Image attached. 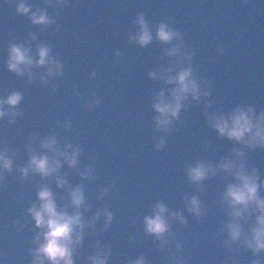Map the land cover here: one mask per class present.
<instances>
[{
    "label": "water",
    "instance_id": "1",
    "mask_svg": "<svg viewBox=\"0 0 264 264\" xmlns=\"http://www.w3.org/2000/svg\"><path fill=\"white\" fill-rule=\"evenodd\" d=\"M20 2L0 0V100L22 94L17 105H0V155L12 161L9 169L0 159V264H39L47 229L29 209L40 207L43 187L57 211L81 213L73 264H135L141 257L143 264H264V250L245 244L260 213L253 204L234 216L244 205L233 206L226 193L239 181L235 169L220 167L243 162L264 198V146L221 135L210 120L237 108L264 111V0H23L27 14L17 12ZM32 13H46L49 22L34 23ZM141 15L152 35L143 46ZM161 23L179 35L160 41ZM12 45L37 62L47 46L57 63L21 64L16 72L9 68ZM173 45L181 51L169 55ZM57 64L62 68L49 72ZM189 66L200 96L181 101L165 130L154 105L178 85L162 78L164 70L177 75ZM53 138L52 148L43 146ZM62 152L78 153L75 165ZM33 155L60 166L44 176L29 167ZM201 163L211 168L193 180L189 169ZM78 187L84 200L77 208L71 193ZM193 197L199 215L190 211ZM161 204L168 223L162 237L147 231L145 219ZM234 220L243 230L235 241L227 229Z\"/></svg>",
    "mask_w": 264,
    "mask_h": 264
},
{
    "label": "clouds",
    "instance_id": "2",
    "mask_svg": "<svg viewBox=\"0 0 264 264\" xmlns=\"http://www.w3.org/2000/svg\"><path fill=\"white\" fill-rule=\"evenodd\" d=\"M30 11V6L21 0L17 5V12L21 14H27ZM32 20L34 23H47L49 18L46 13L37 14L32 13ZM138 23L140 25V33L138 36L139 43L147 45L152 40L151 32L149 31L148 25L141 15ZM158 39L162 42H171L174 37L179 35L173 29H169L164 23H161L158 28ZM28 49H24L17 45H12L11 47V59L9 61V68L15 70L16 72H23L20 68L21 64L30 65L33 63H38L39 65L45 64H56L54 60H49V48L47 46H42L39 49V61H34L28 55ZM181 49L178 45H173L169 50V55H176L180 53ZM62 65L57 64L56 69L49 68V72L54 70H60ZM30 71V69H29ZM166 75L162 78L166 79L169 83H176L178 86L171 89V99L165 96L164 92L159 93V99L155 103V108L161 114L156 117L158 125L165 130L172 123L170 117L178 116L180 109L182 107L181 101L186 100L188 95L199 98L200 87L196 79L192 78V68L191 66L187 68H182L177 75H171L172 69L164 70ZM152 76H156L155 72L150 73ZM207 95V93H205ZM22 99V94L19 92L12 93L8 96L7 100H0V105L7 103L9 105L15 106ZM5 115L2 107H0V116ZM212 121V126L217 128L221 135H227L228 137L241 141L243 143H248L251 145L259 144L264 146V111H262L259 116L256 115L254 109L251 107L247 111L237 108L230 118H226L224 115L213 114L210 117ZM247 137V139H246ZM55 139L44 142L43 146L46 148H52L55 145ZM70 147V145H69ZM67 157L68 163L70 165H75L78 153H73L68 155L66 152L60 153ZM238 156L242 157L244 153L238 152ZM0 159H4L0 155ZM12 161L4 159V167L11 168ZM60 166L59 160H53L50 162L47 155L39 156L33 155L29 167L33 171L39 172L44 176L55 172ZM221 168L229 170L232 172L235 169V176L239 183L230 184L226 193L227 199L230 203L235 205H244V209L235 208L234 216L240 217L244 210L252 211L251 205H255L256 209L259 211L260 215L257 217V225L254 226L252 231V238L246 239L245 244L248 248H251L254 253H259L264 250V198H261L258 193L257 179L258 177L253 175H248L245 171L244 163L241 162L237 165L234 161L226 160L221 165ZM211 166L205 167L201 163L198 167L189 169V174L193 180H202L209 172ZM28 169L25 168L24 172L27 174ZM213 174L216 169L212 168ZM61 186L64 181H59ZM72 203L78 208L84 200V196L80 188H76L75 191L71 193ZM40 207L34 204L32 208L29 209L32 216L34 217L38 227L47 231L43 232L44 243H42L37 250V261L39 264H43V257L48 258L53 262V264H60V261H64V264H73L72 261V234L75 231L76 226L81 229L84 227L81 221V213L77 212L74 215H69L67 212L57 211V204L53 198V193L48 187H43L39 191ZM192 207L190 211H195L199 215L200 202L197 197H193L191 201ZM159 211L155 216L146 217L147 231L150 233H155L157 236L162 237L168 229V223L162 213L166 211V208L161 204L158 206ZM109 221L111 220L112 214L107 213ZM227 229L230 232L231 239L233 241L238 240L242 234V227L235 220L227 225ZM81 238V234L77 233V240ZM39 239V237H37ZM94 264H104V260L91 258ZM135 264H143V257L136 261ZM253 264H260L259 260L253 261Z\"/></svg>",
    "mask_w": 264,
    "mask_h": 264
}]
</instances>
